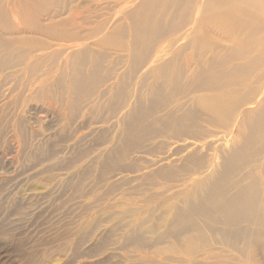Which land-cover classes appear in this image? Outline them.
Masks as SVG:
<instances>
[{"label":"bare ground","instance_id":"obj_1","mask_svg":"<svg viewBox=\"0 0 264 264\" xmlns=\"http://www.w3.org/2000/svg\"><path fill=\"white\" fill-rule=\"evenodd\" d=\"M100 1L0 0V64L5 66L8 59L15 56L11 41L39 46L47 51L51 45L40 37L63 43L101 34L95 46L105 52L110 49L126 53L127 72L136 71L139 57L136 58L134 53L140 52L137 46L140 39L143 40V53L147 54L142 58H146L147 65L142 58L139 64L145 66L147 79L155 81L152 85L148 81L150 96L157 98L165 89L168 97L164 98L178 102L173 129L165 126L163 130H176L175 135L167 134L169 139L191 141L185 146L189 153L182 166H177V163L180 165L178 161L172 166L167 160L171 166L161 165L155 173L159 180L170 179L175 184L167 187V191H172L166 201L165 222L169 231L161 236L160 243L171 238L175 241L159 248L161 253L170 255L168 264H264V0H111L113 4L106 6L112 11L108 19L98 14ZM155 8H160V12L156 9L159 14L152 13ZM171 21H175L174 28H170ZM85 29L89 34L84 33ZM23 31L38 37H5ZM125 33L129 35L126 44ZM163 36L161 45V42L159 45L153 43ZM83 43H78L77 47L82 46L76 48V54L87 51ZM82 54L79 57L86 56ZM101 60L102 55L97 53L95 60L90 61L91 68L86 75L78 70L68 73L72 86H76L73 89H87L100 80L97 73ZM72 65L67 63L65 67L69 69ZM80 65L78 68H82ZM122 75L110 78L114 82L108 90L111 96L119 90ZM131 81L127 82L130 86ZM124 86L128 85L124 83ZM138 87L142 88V85ZM90 89L88 91H92ZM106 91L100 94V99ZM150 96L149 99H153ZM129 109L126 110L128 114L131 113ZM158 229V225L147 227V232Z\"/></svg>","mask_w":264,"mask_h":264},{"label":"rangeland","instance_id":"obj_2","mask_svg":"<svg viewBox=\"0 0 264 264\" xmlns=\"http://www.w3.org/2000/svg\"><path fill=\"white\" fill-rule=\"evenodd\" d=\"M108 1L101 0L98 7V14L104 19L112 13L107 7L113 3ZM173 23L170 28H174ZM88 32L85 29L84 33ZM126 35L125 44L129 41L128 33ZM22 36L38 37L28 31L5 37ZM101 36H83L78 42L68 41L69 44L40 37L50 43L51 49L47 51L11 41L15 56L9 58L5 66L0 64V264H168L170 255L162 254L159 248L175 241L171 238L160 243L161 236L169 231L165 222L166 201L172 191H167V187L175 184L170 179L159 180L155 173L161 165L171 166L168 161L172 166L177 161L180 165H176L182 166L189 153L185 146L191 141L177 142L168 138L175 135L176 130L171 129L175 125L178 102L164 98L168 97L165 89L157 98L150 96L148 81L151 85L155 81L148 80L144 70L147 61L142 57L147 52L143 53V40L136 45L140 52L134 55L142 58L145 66L139 64L138 59L140 66L136 68L140 70L127 72L126 53L110 49L105 52L95 46ZM157 39L153 43L159 45L161 42V45L164 36ZM78 43L85 44L87 53L76 54V48L82 46L77 47ZM97 53L102 55L101 72L97 73L100 80L82 91L73 89L76 86H72L68 73L78 70L86 75ZM79 54L86 55V59ZM67 63L74 65L67 69ZM79 65L82 68H78ZM123 72L129 78L123 76ZM118 74L123 76L122 86L119 84L117 90L120 92L115 90L112 97L108 90L114 82L110 78ZM90 88L92 91H88ZM142 91L144 93L140 94ZM120 101L123 104L118 105ZM128 109L131 110L129 114ZM165 126L171 127L169 132L163 130ZM179 208H183V203H179ZM157 225L158 230L147 232V227Z\"/></svg>","mask_w":264,"mask_h":264}]
</instances>
